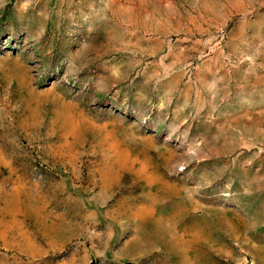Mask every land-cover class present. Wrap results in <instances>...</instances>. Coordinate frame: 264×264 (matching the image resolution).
<instances>
[{
  "label": "rangeland",
  "instance_id": "374dc122",
  "mask_svg": "<svg viewBox=\"0 0 264 264\" xmlns=\"http://www.w3.org/2000/svg\"><path fill=\"white\" fill-rule=\"evenodd\" d=\"M0 264H264V0H0Z\"/></svg>",
  "mask_w": 264,
  "mask_h": 264
}]
</instances>
